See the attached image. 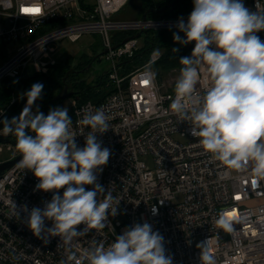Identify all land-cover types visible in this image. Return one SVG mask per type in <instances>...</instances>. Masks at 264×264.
<instances>
[{
  "label": "built area",
  "instance_id": "1",
  "mask_svg": "<svg viewBox=\"0 0 264 264\" xmlns=\"http://www.w3.org/2000/svg\"><path fill=\"white\" fill-rule=\"evenodd\" d=\"M128 2L0 0V41L7 51L0 65V83L28 73L30 64L36 73H47L57 64V43L75 41L86 33L101 36L110 62L108 80L113 91L99 102L74 99L72 120L76 143L83 147L89 129L77 122L84 112L103 108L109 117V130L96 134L102 147L112 153L97 173V182L105 194L109 190L120 200L118 214L109 215L104 229L90 230L75 239L71 250L79 253L93 242L107 246L126 227L147 222L164 237L172 264H200L197 245L207 240L215 264H264V180L257 182L250 168L227 169L205 153L198 138L190 135L189 123L181 122L170 111L174 88L160 83L153 68L154 85L144 83L145 65L157 62L162 51L153 50L145 65L122 72L120 62L133 57L141 46L140 37L132 36L148 30L178 29L180 18H119L117 14ZM244 4L252 11H264V0H246ZM183 20L187 22V18ZM118 32L132 35L115 44L113 36ZM257 35L264 40V31ZM207 87L206 72L201 69L198 91L202 93ZM15 102L13 98L10 104ZM5 112L0 110V119ZM82 128L85 135H80ZM5 150L13 155L0 164L20 155L13 136L0 135V152ZM16 165L0 175V264H60L68 252L60 238H38L27 225L31 209L43 208L53 193L34 191L37 178ZM86 188L91 190L92 186ZM59 191L62 195L63 189ZM252 201L257 203L248 205ZM25 205L28 211H24ZM153 205L158 209L155 215ZM221 214L230 219L233 231L217 227ZM51 223L45 221L48 227ZM44 239L50 242L45 244Z\"/></svg>",
  "mask_w": 264,
  "mask_h": 264
},
{
  "label": "clouds",
  "instance_id": "2",
  "mask_svg": "<svg viewBox=\"0 0 264 264\" xmlns=\"http://www.w3.org/2000/svg\"><path fill=\"white\" fill-rule=\"evenodd\" d=\"M193 5L187 22L180 18L178 32L173 33L174 42L194 47L190 56L179 59L182 67L169 109L181 122L189 123L190 135L198 138L212 160L234 171L250 168L259 182L264 180V40L257 33L264 31V11L250 10L243 0H193ZM172 50L176 53L179 48ZM201 69L208 84L202 93L198 91ZM142 76L149 86L154 85L152 62L145 65ZM43 88L42 83L32 84L20 96L26 97V104L19 116L0 119V135L15 138L20 153L17 168L37 178L34 191L53 193L43 208L34 207L28 213L33 235L60 238L68 249L60 264H172L164 237L147 222L126 227L107 246L93 242L79 253L71 250L75 239L104 229L109 215L118 214L120 200L109 190L105 194L97 182V173L112 153L102 147L96 134L109 130V117L103 108L84 112L77 123L89 131L85 135L81 129L85 145L80 147L67 108H50L45 115L35 105ZM89 185L91 190L86 188ZM157 211L153 205V215ZM46 220L52 222L50 227ZM216 225L233 231L225 214ZM49 242L44 239L45 244ZM197 247L200 264H215L209 240Z\"/></svg>",
  "mask_w": 264,
  "mask_h": 264
},
{
  "label": "trees",
  "instance_id": "3",
  "mask_svg": "<svg viewBox=\"0 0 264 264\" xmlns=\"http://www.w3.org/2000/svg\"><path fill=\"white\" fill-rule=\"evenodd\" d=\"M141 2L140 12L143 17H155L159 18L164 15L167 18H188L189 14L193 10V0H178L174 7H171L175 0H139ZM246 0H243L245 2ZM159 10H163L162 13H158ZM178 32V29L167 30H148L142 33L140 40L142 39V45L136 51L133 57L125 58L120 62L122 72L127 74L136 68L145 65L150 58V54L153 50L162 51L161 58L152 65V68L158 75V80L162 81V77L172 70L179 71L182 67L179 63V59L182 56H190L194 47L193 43H189L186 46H182L174 42L173 33ZM130 32H118L113 36L115 44L121 43L123 39L131 36ZM179 35L183 37V33L179 32ZM173 48H179L178 52H173ZM94 58L98 56H82L80 60L75 64L74 61L69 58L64 63L51 67L49 73H35L30 75L23 73L16 78H6L0 83V110L6 109L5 114L1 119L7 117L11 119L14 116H19L23 107V102L16 101L11 103L12 95L15 93L26 92L30 90L32 84L42 83L44 85L42 98L35 102V105L39 106L40 111L43 109L46 103L58 95L68 85V93L70 96L75 97L79 102L86 101L99 102L103 100L108 94L113 91V85L108 80V71L103 73L94 83H87L86 76L90 73L92 66L88 69L89 64L94 63ZM74 69V72L68 74L69 70ZM14 81H17L14 83ZM18 97V96H17ZM62 99V98H61ZM54 101L50 108H55L58 102ZM34 105V109H35ZM48 109V111H49ZM69 116L72 118V109L69 111ZM2 126V124H0Z\"/></svg>",
  "mask_w": 264,
  "mask_h": 264
},
{
  "label": "rangeland",
  "instance_id": "4",
  "mask_svg": "<svg viewBox=\"0 0 264 264\" xmlns=\"http://www.w3.org/2000/svg\"><path fill=\"white\" fill-rule=\"evenodd\" d=\"M141 10V2L139 0H129L126 6L120 11L117 16L123 19H137L142 18L143 14L140 12ZM155 18V17H150ZM142 41V39H141ZM142 45V43H141ZM105 47L103 45L101 36L98 33H86L83 34L79 39L73 41L70 39H64L59 41L56 45L55 58L59 64L64 63L67 59L71 58L76 64L80 57L82 56H98V58L94 61L92 65V69L90 73L86 76L87 83H94L99 76L109 70L110 62L107 60L106 55L104 53ZM7 57V51L5 49V44L0 41V65ZM36 72L33 70L32 64L28 66V73L30 75H34ZM49 71L46 73L48 74ZM179 76V71L172 70L167 73L164 78L162 77V81L159 80L160 83H164L165 87L168 89H173L175 82ZM24 93H14L12 98H15V101H21L26 104V97L21 99V94ZM18 96V97H17ZM70 96V95H69ZM76 99L75 97H65L62 98L56 107H65L68 109V112L72 109V102ZM55 107V108H56ZM177 139L185 141V138H181L176 136ZM13 153L5 150L4 152H0V162L10 160ZM148 164L151 163L150 159H147ZM257 202L252 201L248 203V205H254Z\"/></svg>",
  "mask_w": 264,
  "mask_h": 264
},
{
  "label": "water",
  "instance_id": "5",
  "mask_svg": "<svg viewBox=\"0 0 264 264\" xmlns=\"http://www.w3.org/2000/svg\"><path fill=\"white\" fill-rule=\"evenodd\" d=\"M177 1H178V0H175V1L173 2V4L171 5V7H174V5L177 3ZM162 11H163V10H159L158 13H162ZM161 17H164V15H162ZM140 36H141V33H138V34H136V35H134V36H132V37H140ZM127 39H128V38H126L124 41H126ZM105 52H106V51H104V53H105ZM95 59H96V58H94V60H95ZM91 66H92V62L89 64L88 69H89ZM74 71H75L74 69H71V70H69L68 74L71 73V72H74ZM69 95H70V93H68V85H65L64 88H63V90H62L58 95H56L54 98H52L51 100H49V101L46 103V105H45V107H44V109H43V113H44L45 115H47V113H48V109H49L50 105H51L54 101H57V100H59V99H61V98L68 97ZM19 159H20V155H19L17 158H15L14 160H11V161H8V162H4V163L0 164V175H1L5 170L9 169V168L12 167L15 163H17Z\"/></svg>",
  "mask_w": 264,
  "mask_h": 264
},
{
  "label": "snow or ice",
  "instance_id": "6",
  "mask_svg": "<svg viewBox=\"0 0 264 264\" xmlns=\"http://www.w3.org/2000/svg\"><path fill=\"white\" fill-rule=\"evenodd\" d=\"M145 84H147V81H144Z\"/></svg>",
  "mask_w": 264,
  "mask_h": 264
}]
</instances>
